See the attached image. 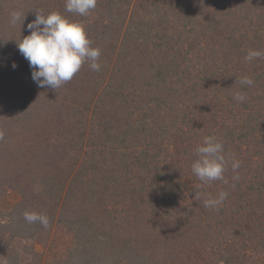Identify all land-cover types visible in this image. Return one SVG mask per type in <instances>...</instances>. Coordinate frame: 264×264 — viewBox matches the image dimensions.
Returning <instances> with one entry per match:
<instances>
[{"label":"trees","instance_id":"obj_1","mask_svg":"<svg viewBox=\"0 0 264 264\" xmlns=\"http://www.w3.org/2000/svg\"><path fill=\"white\" fill-rule=\"evenodd\" d=\"M41 10L84 26L100 71L85 62L56 90L32 81L17 44ZM250 49L264 52V0H97L87 16L65 0H0V198L19 197L0 223V257L264 264V56L248 62ZM206 136L224 145L223 181L191 171ZM221 191L218 208L204 206ZM56 228L67 244L45 258L24 249L21 261L18 236L39 242Z\"/></svg>","mask_w":264,"mask_h":264},{"label":"clouds","instance_id":"obj_2","mask_svg":"<svg viewBox=\"0 0 264 264\" xmlns=\"http://www.w3.org/2000/svg\"><path fill=\"white\" fill-rule=\"evenodd\" d=\"M97 0H65V10L80 16H87L95 9ZM23 16V19L21 17ZM25 15L13 10L10 13V24L18 21L23 23ZM26 30L29 35L20 39L17 44L19 52L28 61L31 69V79L40 88L50 87L54 90L69 82L80 71L85 62L93 71H100L98 62L100 49L91 47L92 41L87 38L84 26L78 22H72L59 12L38 11L35 19L28 23ZM264 56L260 50H248L244 59L251 62ZM17 65L12 64L15 69ZM241 85H253L254 81L245 76L239 81ZM234 99L243 102L246 97L241 92L234 93ZM196 159L191 164L192 173L202 182L223 181L225 166L228 160L224 154V145L215 136H206L202 144L194 149ZM233 171L240 167L239 161L231 164ZM201 193H196V197ZM204 199V206L216 209L227 197V193L221 191L217 197ZM24 219L28 223L39 222L44 227L48 226V217L43 213L24 212Z\"/></svg>","mask_w":264,"mask_h":264},{"label":"rangeland","instance_id":"obj_3","mask_svg":"<svg viewBox=\"0 0 264 264\" xmlns=\"http://www.w3.org/2000/svg\"><path fill=\"white\" fill-rule=\"evenodd\" d=\"M19 201V197L16 192L9 190L4 197L0 198V223H8L9 213L12 211L14 205ZM21 233V232H20ZM69 241V237L59 229H52L48 239L42 238L36 241L33 238H23L18 236L14 243L15 249L19 250V256L22 262L30 259V255L24 253V249H28V252H34V254H41L43 258L47 255L60 250ZM35 256V255H34ZM0 264H6V259L0 257Z\"/></svg>","mask_w":264,"mask_h":264}]
</instances>
